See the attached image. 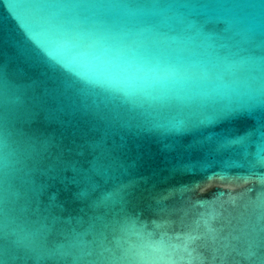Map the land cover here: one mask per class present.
<instances>
[{"label":"water","instance_id":"water-1","mask_svg":"<svg viewBox=\"0 0 264 264\" xmlns=\"http://www.w3.org/2000/svg\"><path fill=\"white\" fill-rule=\"evenodd\" d=\"M0 264H264V0H0Z\"/></svg>","mask_w":264,"mask_h":264}]
</instances>
